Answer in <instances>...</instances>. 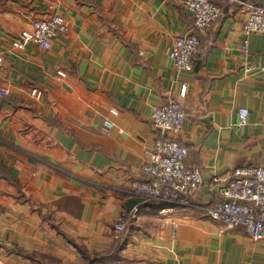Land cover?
Segmentation results:
<instances>
[{
    "label": "crops",
    "instance_id": "obj_1",
    "mask_svg": "<svg viewBox=\"0 0 264 264\" xmlns=\"http://www.w3.org/2000/svg\"><path fill=\"white\" fill-rule=\"evenodd\" d=\"M210 1L222 12L184 72L169 58L177 37L195 34L182 0H0V264H264V242L203 210L234 170L264 167V36L241 48L242 5L264 0ZM52 15L69 33L50 50L13 48ZM169 102L184 112L179 133L152 125ZM160 139L188 149L203 185L190 207L145 201L128 213Z\"/></svg>",
    "mask_w": 264,
    "mask_h": 264
},
{
    "label": "built area",
    "instance_id": "obj_2",
    "mask_svg": "<svg viewBox=\"0 0 264 264\" xmlns=\"http://www.w3.org/2000/svg\"><path fill=\"white\" fill-rule=\"evenodd\" d=\"M235 4L238 0H226ZM190 13L195 34L183 35L174 40L169 55L173 66L180 71L192 70V59L198 53L200 37L219 18L221 10L210 0H182ZM246 15L241 34L242 51H248V37L254 34L264 36V8L252 3L242 5ZM69 33V26L60 16L52 15L48 19L33 21L19 33L13 48L23 51L28 43L50 50L54 40ZM4 57L0 47V66ZM186 88L182 89V96ZM249 111H239L238 127L248 123ZM153 127L165 133H179L185 122L184 112L180 106L169 102L155 107L151 116ZM114 128L110 121L105 123L106 135ZM188 149L177 142L158 140L151 149L145 151V163L141 174L148 182L132 184L133 194L146 202H158L176 207H190L203 185L201 174L196 168H188L185 160ZM205 214L214 222L220 223L228 231L241 230L251 240L264 242V167H243L234 170L230 181L220 194L213 207H204ZM126 216L119 217L115 232L122 236L125 232ZM176 224H172V236L175 237Z\"/></svg>",
    "mask_w": 264,
    "mask_h": 264
},
{
    "label": "water",
    "instance_id": "obj_3",
    "mask_svg": "<svg viewBox=\"0 0 264 264\" xmlns=\"http://www.w3.org/2000/svg\"><path fill=\"white\" fill-rule=\"evenodd\" d=\"M144 202H145V201H144L143 199H141V198L131 200V201L128 203V206H127V212H128V213H131L137 205L142 204V203H144Z\"/></svg>",
    "mask_w": 264,
    "mask_h": 264
},
{
    "label": "rangeland",
    "instance_id": "obj_4",
    "mask_svg": "<svg viewBox=\"0 0 264 264\" xmlns=\"http://www.w3.org/2000/svg\"><path fill=\"white\" fill-rule=\"evenodd\" d=\"M225 228V227H224ZM234 231H237V230H234ZM244 233V232H243ZM250 239V238H249ZM253 241V240H252ZM253 242H255V241H253ZM262 242V241H261Z\"/></svg>",
    "mask_w": 264,
    "mask_h": 264
},
{
    "label": "trees",
    "instance_id": "obj_5",
    "mask_svg": "<svg viewBox=\"0 0 264 264\" xmlns=\"http://www.w3.org/2000/svg\"><path fill=\"white\" fill-rule=\"evenodd\" d=\"M226 1V0H225ZM220 10H221V8H220ZM221 12H222V10H221Z\"/></svg>",
    "mask_w": 264,
    "mask_h": 264
}]
</instances>
